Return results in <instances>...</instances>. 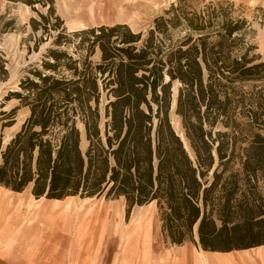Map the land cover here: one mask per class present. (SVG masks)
I'll use <instances>...</instances> for the list:
<instances>
[{
    "label": "trees",
    "instance_id": "1",
    "mask_svg": "<svg viewBox=\"0 0 264 264\" xmlns=\"http://www.w3.org/2000/svg\"><path fill=\"white\" fill-rule=\"evenodd\" d=\"M179 10L156 18L144 39L126 24L73 32L91 43L81 70L68 51L48 48L43 70H31L34 78L0 102L2 130L15 125L19 110L3 109L6 101L31 110L7 141L0 136V187L21 193L31 186L37 199L58 200L107 191L125 197L129 210L155 201L162 234L174 244L213 252L264 245V60L235 52L245 21L212 5L202 13ZM217 23L218 40L211 41ZM180 26L188 30L183 41L168 44L170 29ZM63 38L60 32L53 43L61 46ZM97 47L102 62L93 66ZM176 81V114L190 153L170 119ZM249 82L261 85L247 91Z\"/></svg>",
    "mask_w": 264,
    "mask_h": 264
},
{
    "label": "rangeland",
    "instance_id": "2",
    "mask_svg": "<svg viewBox=\"0 0 264 264\" xmlns=\"http://www.w3.org/2000/svg\"><path fill=\"white\" fill-rule=\"evenodd\" d=\"M211 5L218 11L223 9L225 16L233 20L246 22L244 29L236 33L241 39L236 44L235 52H247L249 57L264 60V0H53V4L32 5L17 0H0V69L2 66L5 68V72L0 75V102L10 92L20 90V83L26 76L34 78L30 74L31 70H43L44 56L50 47L68 51L74 59L80 60L79 68L83 69V61L91 51V43L73 32L98 28L100 25L112 27L126 24L134 32H141L144 39L148 31L155 27V19L172 17L173 9L179 8L194 14L205 12ZM42 15L47 19L44 20ZM33 19L39 22L36 24L38 29L32 26ZM224 19L223 14L218 18L219 22ZM219 24L210 30L211 41L218 40L216 30L221 28L222 23ZM60 32L64 38L61 39L63 45L58 46L53 40ZM187 32L183 26L171 28L169 39L165 40L170 45H179ZM193 35L196 37L197 33ZM89 59L93 66L102 62L99 47ZM61 73L72 76L67 69H61ZM165 79H170L168 74ZM253 85L261 84L246 83L245 90L251 91ZM179 87V82H173L172 105L175 110L170 112V119L177 133L182 135V121L176 114ZM108 98L107 93L103 92L99 105L102 127L107 120L105 104ZM6 102L3 109L18 107L19 110L13 127L2 130L0 123V136L4 134L5 141L20 130L31 113L29 107L23 106L20 100ZM80 129L81 148L85 150L89 141L85 137L83 124H80ZM218 129L224 128L218 125L215 130ZM5 193L14 197L13 201L22 207V211L15 216L0 209V264H140L139 254L132 259L128 257V252H125L127 242L123 244L122 239L123 233L128 230L134 232L136 228L144 236L140 242L141 252L143 247L149 248L153 243L160 245L164 251L188 248L197 256L203 250L190 241L176 245L165 239L155 201L147 205H135L129 210L125 197L117 199L107 196V191L92 197L70 195L59 199V202L55 201L56 198L48 199L46 196L37 199L32 194L31 186L19 195L16 191H6V188L1 187L0 195ZM96 215H100V221ZM257 247L243 249L239 253L248 251L254 254L256 250L252 248ZM219 253L223 258L232 260L236 256L231 252ZM235 262L234 259L230 264Z\"/></svg>",
    "mask_w": 264,
    "mask_h": 264
},
{
    "label": "bare ground",
    "instance_id": "3",
    "mask_svg": "<svg viewBox=\"0 0 264 264\" xmlns=\"http://www.w3.org/2000/svg\"><path fill=\"white\" fill-rule=\"evenodd\" d=\"M179 135H181V133H179ZM7 190L8 189H6V191ZM21 193H17V194L19 195ZM13 200H14V197L8 193L3 194V196L0 195V209L4 211L7 210L8 212L15 214V216L16 215L18 216L22 211V207L19 206L18 204L17 206ZM55 201L59 202L60 200L56 199ZM96 217L100 221L101 219L100 215L99 216L96 215ZM137 229L138 228H136V231L134 232H131L130 230H128L125 233H123L124 235L122 239H124L123 244L124 242L125 243L127 242L126 243L127 248H125V252H128L129 254L128 257L132 259L134 256L136 257L137 254H139L138 257L140 258V264H146V263H149V264H210V261H211L210 256L206 254L207 252L204 250H202V252L198 251L199 255L197 256L195 253L193 254L192 251L188 250L187 248L186 249L178 248L174 250L164 251L162 247H160V245L153 243L151 247L149 248L143 247V250L141 252L139 250L140 242L142 240V237L144 236H142V234L139 231H137ZM258 252L261 253V250H259ZM131 261L133 263V260Z\"/></svg>",
    "mask_w": 264,
    "mask_h": 264
},
{
    "label": "crops",
    "instance_id": "4",
    "mask_svg": "<svg viewBox=\"0 0 264 264\" xmlns=\"http://www.w3.org/2000/svg\"><path fill=\"white\" fill-rule=\"evenodd\" d=\"M252 249L256 250L254 254L252 253L250 254L248 251H244L245 254L239 253L241 252L240 250H243V249H235L234 251H232L231 254L236 255L234 258L236 260L235 264H264V245H261L260 247L252 248ZM259 250H261V253L258 252ZM205 251L207 252L206 254L209 253L208 255L210 256V259H211L210 264H230V261H234V259L232 260L230 258H223L222 256L219 255L220 254L219 252H221V254L229 253V252H222V251H218V252L209 251L208 252V250H205ZM221 259H225L226 262Z\"/></svg>",
    "mask_w": 264,
    "mask_h": 264
},
{
    "label": "water",
    "instance_id": "5",
    "mask_svg": "<svg viewBox=\"0 0 264 264\" xmlns=\"http://www.w3.org/2000/svg\"><path fill=\"white\" fill-rule=\"evenodd\" d=\"M167 82V81H166ZM173 91V90H172ZM172 97H173V95H172ZM171 105H172V102H171ZM173 110H175V108H174V105H172V107H171V111H173ZM172 121V120H171ZM172 124H173V121H172ZM173 127H174V125H173ZM174 129H175V127H174ZM175 131H176V129H175ZM176 133H177V131H176ZM178 134V133H177ZM179 135V134H178ZM182 135H183V137H185L184 136V133L182 132ZM182 135H179L182 139H183V142H184V146H185V148L189 151V153H190V147H189V144H188V141H187V139H185V138H183L182 137Z\"/></svg>",
    "mask_w": 264,
    "mask_h": 264
}]
</instances>
